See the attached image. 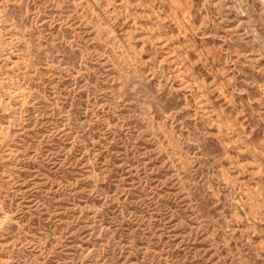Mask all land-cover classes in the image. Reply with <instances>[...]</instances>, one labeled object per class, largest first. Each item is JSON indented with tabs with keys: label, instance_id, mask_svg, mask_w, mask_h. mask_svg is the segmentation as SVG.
Returning a JSON list of instances; mask_svg holds the SVG:
<instances>
[{
	"label": "rangeland",
	"instance_id": "374dc122",
	"mask_svg": "<svg viewBox=\"0 0 264 264\" xmlns=\"http://www.w3.org/2000/svg\"><path fill=\"white\" fill-rule=\"evenodd\" d=\"M0 264H264V0H0Z\"/></svg>",
	"mask_w": 264,
	"mask_h": 264
}]
</instances>
